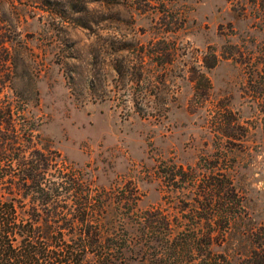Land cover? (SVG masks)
<instances>
[{"label": "rangeland", "instance_id": "obj_1", "mask_svg": "<svg viewBox=\"0 0 264 264\" xmlns=\"http://www.w3.org/2000/svg\"><path fill=\"white\" fill-rule=\"evenodd\" d=\"M50 1L56 15L39 6L18 14L28 65L18 72L38 93L25 112L36 147L57 151L92 188L131 193L139 211L155 209L175 226L220 220L224 207L204 209L196 186L179 176L165 185L163 171H227L244 206L213 250L231 264L261 263L248 256V229L264 224L260 0Z\"/></svg>", "mask_w": 264, "mask_h": 264}, {"label": "trees", "instance_id": "obj_2", "mask_svg": "<svg viewBox=\"0 0 264 264\" xmlns=\"http://www.w3.org/2000/svg\"><path fill=\"white\" fill-rule=\"evenodd\" d=\"M260 3L264 8V0ZM34 6L57 14L50 0H0V264H188L199 258L231 264L213 250L240 223L244 206L227 171L217 178L201 177L189 165L187 171L175 164L163 171L165 185L179 176L183 184L196 186L193 200L204 209L224 207L220 220L191 218L175 226L155 209L139 211L131 193L112 196L92 188L76 168L63 167L57 151L36 147L35 127L25 112L38 93L21 74L28 65L18 16L23 7ZM259 16L264 23V12ZM48 23L56 26L58 17ZM18 80L23 90L17 89ZM235 206L239 209L231 212ZM248 231L255 236L248 256L260 254L264 264V224Z\"/></svg>", "mask_w": 264, "mask_h": 264}]
</instances>
